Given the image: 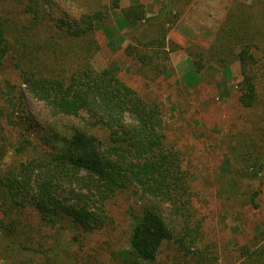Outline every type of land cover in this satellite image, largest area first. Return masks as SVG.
<instances>
[{
	"label": "trees",
	"instance_id": "1",
	"mask_svg": "<svg viewBox=\"0 0 264 264\" xmlns=\"http://www.w3.org/2000/svg\"><path fill=\"white\" fill-rule=\"evenodd\" d=\"M122 1L108 0L109 8L82 11L79 0H0V152L7 147L2 99L12 80L42 103L38 116L47 121L42 125L26 116L19 106L22 95H16L19 118L14 126L20 139L35 138L38 146L27 156L28 170L19 163L0 169L1 239L24 256L11 264H85L86 239L116 229L110 206L133 190L143 202L129 218V252L123 264H154L164 245L175 256L173 264L193 260L196 253L206 255L194 250L201 224L192 212L180 152L162 133L156 102L143 100L121 81L117 62L102 69L94 65L99 50L95 31L110 10H119L120 21L138 30L127 58L149 81L169 76L166 34L177 17L174 0H164L149 17L138 1L125 7ZM239 8L226 14L207 49L191 54V64L198 74L211 65L226 71L238 62V103L254 109L260 101L256 52L264 30L253 26L246 7ZM46 9L57 15L47 18ZM12 150L25 154L23 148ZM260 156L254 160L244 155L239 172L246 179L257 178L263 169ZM251 167L255 170L249 174ZM32 215L35 224L20 222ZM247 249L241 255L251 257L244 253ZM254 249L253 261L264 264V248Z\"/></svg>",
	"mask_w": 264,
	"mask_h": 264
},
{
	"label": "rangeland",
	"instance_id": "2",
	"mask_svg": "<svg viewBox=\"0 0 264 264\" xmlns=\"http://www.w3.org/2000/svg\"><path fill=\"white\" fill-rule=\"evenodd\" d=\"M136 1L145 6L149 17L164 0ZM129 4L130 0H123L121 6ZM79 5L82 11L109 8L108 0H79ZM239 6L247 8L253 26L264 30V0H174L173 16L177 17L166 34L169 76L153 82L126 56L138 30L136 25L127 26L120 21L119 10H110L94 34L99 47L94 57L95 67L102 69L117 62L121 67V81L143 100L156 102L163 119L162 133L180 152L181 166L188 174L193 195L192 212L201 224L194 250L208 257L202 254L199 258L196 253L193 260L176 259L178 264H259L253 261L252 252L255 246L264 248V167L252 180L239 172L244 155L254 160L262 155L258 160H264V40L259 41L256 52L260 101L254 109H244L238 103L242 82L238 62L226 71L211 65L198 74L193 73L191 64V54L207 49L226 14L230 10L238 11ZM241 10L245 13V8ZM56 15L52 9H46L47 18ZM11 82L10 93L3 94L2 99L6 107L2 126L7 147L0 152L4 154L0 169L19 163L28 170L27 156L38 143L32 137L20 139L19 130L14 126L19 118L16 95H22L19 106L26 116L42 125L47 121L38 116L42 103L32 99L24 85L16 80ZM56 127L63 132L57 124ZM12 148H23L25 154L17 155ZM254 170L247 168L249 174ZM142 202L136 190L116 199L110 206L116 229L86 239L83 254L88 260L85 264H123L122 259L129 252L126 234L129 218L138 212ZM2 216L0 211V219ZM29 220L36 223L34 215L24 216L20 222ZM66 236L69 238L70 234ZM245 247L250 249L244 253L251 257L241 255ZM14 252L13 246L3 242L0 234V264H11L13 258L24 257L21 252L18 251L20 255ZM174 257L164 245L154 264H173Z\"/></svg>",
	"mask_w": 264,
	"mask_h": 264
}]
</instances>
